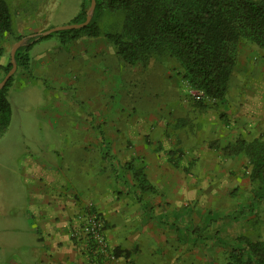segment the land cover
<instances>
[{
	"label": "crops",
	"instance_id": "obj_1",
	"mask_svg": "<svg viewBox=\"0 0 264 264\" xmlns=\"http://www.w3.org/2000/svg\"><path fill=\"white\" fill-rule=\"evenodd\" d=\"M43 31L27 26L12 34L28 39ZM57 53L56 67L49 66L57 72L47 87L54 108L49 115L61 126L45 133L60 134L62 141L36 145V153L18 162L22 175L13 180L22 189L11 192L8 205L0 201V250L7 251H0V262L87 264L69 233L88 202L104 219L110 250L134 264L226 259L223 245L236 237L228 235L226 219L242 205L234 203L237 194L249 189L247 160L227 147L259 138L242 136L245 123L237 105L224 104L227 93L219 102L189 101L176 62L127 66L102 36H82ZM43 59L41 53L29 56V73H14L15 86L12 79L6 92L9 106V89L31 83L36 67L49 71ZM138 76L163 86L165 95L155 98L152 110L125 103V87ZM79 101L88 110L73 113ZM211 215L212 225L206 223Z\"/></svg>",
	"mask_w": 264,
	"mask_h": 264
},
{
	"label": "trees",
	"instance_id": "obj_2",
	"mask_svg": "<svg viewBox=\"0 0 264 264\" xmlns=\"http://www.w3.org/2000/svg\"><path fill=\"white\" fill-rule=\"evenodd\" d=\"M89 3L90 0H82L80 12L72 24L84 22ZM102 7L123 13L119 32L101 33L96 19ZM58 34L62 44L82 36H102L127 66L172 60L177 63L188 88L204 98L199 104L205 101L219 102L227 93L236 62L237 45L245 41L264 50V0H95L92 19L84 28L64 30ZM7 37L12 38L14 43L23 39L22 36H13L8 1L0 0L1 57ZM44 38H28L16 50V71L22 69L29 73L28 51ZM9 68L8 61L0 65V81ZM13 76L0 90V136L10 123L11 111L6 92ZM227 148L229 154H242L247 160L250 193L246 202L226 220L257 217L260 208L264 207V140L240 139ZM209 219L206 223L210 222L211 225L216 221L214 215ZM194 233L199 235L197 231ZM186 242L192 247L196 244L190 240ZM223 247L228 251L225 264H264L262 240L238 235Z\"/></svg>",
	"mask_w": 264,
	"mask_h": 264
},
{
	"label": "rangeland",
	"instance_id": "obj_3",
	"mask_svg": "<svg viewBox=\"0 0 264 264\" xmlns=\"http://www.w3.org/2000/svg\"><path fill=\"white\" fill-rule=\"evenodd\" d=\"M7 1L11 14L12 29L16 32L21 31L27 26L36 30H49L70 25L80 12L82 3V0ZM96 21L101 33H117L122 27L123 13L120 10L109 11L102 9L101 15L97 16ZM50 35V37L41 39L33 44L32 51L28 53L31 58L34 54L41 53L44 56V63H50L47 65V70L49 71L41 73L39 71L40 68L36 67L30 73L32 78L31 83L16 89L13 87L8 92L11 108L10 123L0 136V201L2 205L9 204L12 199L10 196L11 192L22 189L21 183H17L16 186L13 177L22 175L18 162L24 158L25 154L28 152L36 153V145L59 143L62 141V135L60 134L45 133V129L51 125L61 126L60 123H56L58 119L55 120L49 115L51 111H54V108L53 97L48 93L49 89L47 86L57 72V69H50V67H56L54 61L60 58L57 48L67 44H61V37L58 32H53ZM23 39L24 44L26 39ZM13 44V39L10 37H7L3 43L4 55L3 58L0 56V61L2 60L3 64L7 63V61L9 62V53ZM62 57H66V54L62 55ZM49 60L51 61L49 62ZM236 60V66L230 76L224 104L231 103L237 105L238 113L244 117L245 126L242 128L244 132L242 136L244 138L246 137L248 140H251L259 137L264 140V50L242 41L237 45ZM162 62L170 65L173 61L165 60ZM16 77L17 74L13 77V86H15ZM68 78L70 79V77ZM125 82L128 81L124 79V86ZM129 84L133 88L128 87L127 83L123 95L127 106H146L148 110H152V103L156 104L154 102L155 98L160 100L165 95L161 90L163 86L161 87V84L153 79L147 80L138 76L134 82H130ZM74 92L75 89H72L70 94ZM183 94L189 101L199 103V101L194 99L192 91L188 87L183 89ZM141 98L142 101H140ZM146 100H150L151 102L145 103L144 101ZM87 110L86 103L81 101L76 102L75 107L72 109L73 113H83ZM60 121L62 122V119ZM249 121L257 122L255 127H249ZM249 190L250 187L246 192L237 194L234 203L240 202L244 204L249 196ZM227 228L228 235L233 237L245 235L251 240L259 239L264 241V207L260 208L257 217L237 218L234 222L227 221ZM2 247L4 245L0 243V248L2 249ZM189 249V246L186 247V250ZM6 253L7 251L3 250L1 255ZM225 263L226 259H224V256L217 255L212 261L200 257L194 263L189 261L185 264ZM0 264L2 263L0 262Z\"/></svg>",
	"mask_w": 264,
	"mask_h": 264
},
{
	"label": "built area",
	"instance_id": "obj_4",
	"mask_svg": "<svg viewBox=\"0 0 264 264\" xmlns=\"http://www.w3.org/2000/svg\"><path fill=\"white\" fill-rule=\"evenodd\" d=\"M192 95L197 101L204 100L198 92L192 91ZM69 235L84 252L87 264H134L129 258L110 250L104 219L90 202L74 216Z\"/></svg>",
	"mask_w": 264,
	"mask_h": 264
},
{
	"label": "water",
	"instance_id": "obj_5",
	"mask_svg": "<svg viewBox=\"0 0 264 264\" xmlns=\"http://www.w3.org/2000/svg\"><path fill=\"white\" fill-rule=\"evenodd\" d=\"M95 9V0H90L89 6L85 12V20L83 23L80 24H70V25H66V26H62L60 28H55V29H49V30H45L41 33L36 34L35 36L39 37V38H44L49 36L51 33L53 32H59V31H64V30H78V29H82L84 28L92 19L93 16V12ZM24 39L19 40L18 42L14 43L10 53H9V62H10V68L8 70V72L6 73V75L2 78V80L0 81V90L5 86V84L7 83V81L13 76V74L16 71V63L14 60V55L16 50L22 46Z\"/></svg>",
	"mask_w": 264,
	"mask_h": 264
}]
</instances>
